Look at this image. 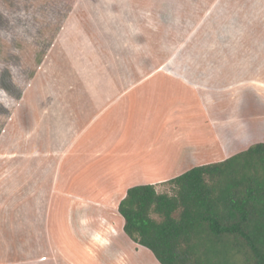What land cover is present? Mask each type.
I'll return each instance as SVG.
<instances>
[{
    "label": "crops",
    "instance_id": "1",
    "mask_svg": "<svg viewBox=\"0 0 264 264\" xmlns=\"http://www.w3.org/2000/svg\"><path fill=\"white\" fill-rule=\"evenodd\" d=\"M196 31L201 68L183 65L195 55L180 51ZM43 70L58 77L41 78L48 91L36 110L42 121L25 139L12 137L13 145H22L24 162L18 164L13 145L10 163L0 162V264H76L56 233L63 214L70 239L100 264H162L124 232L118 205L128 188L154 184L160 191L158 185L187 168L264 141V0H77ZM181 139L197 154L184 168L179 157L167 162L174 150L167 145ZM76 156L103 159L110 179L103 199L86 198L68 183L58 187L66 182L62 165L70 157L71 167ZM148 164L162 173L131 179ZM55 196L63 199L57 213ZM116 216L118 233L110 231ZM36 227L42 258L29 254L36 249ZM114 244L115 259L103 261Z\"/></svg>",
    "mask_w": 264,
    "mask_h": 264
},
{
    "label": "trees",
    "instance_id": "2",
    "mask_svg": "<svg viewBox=\"0 0 264 264\" xmlns=\"http://www.w3.org/2000/svg\"><path fill=\"white\" fill-rule=\"evenodd\" d=\"M166 183L128 188L124 232L162 264H264V141Z\"/></svg>",
    "mask_w": 264,
    "mask_h": 264
},
{
    "label": "rangeland",
    "instance_id": "3",
    "mask_svg": "<svg viewBox=\"0 0 264 264\" xmlns=\"http://www.w3.org/2000/svg\"><path fill=\"white\" fill-rule=\"evenodd\" d=\"M76 2L77 0H0V143L5 138L3 143L0 144V152L3 150L5 154L4 156H0V162L10 163V154L8 152L10 153V146L13 145L12 137L14 133L17 134L19 139L22 136L25 139L27 133L31 130L34 131L36 128L35 124L42 121V114L40 113V116H37L36 110L39 105L41 106V101L46 99L48 91L43 90V83H41L43 80L41 81V78H44V81H46L51 77L52 80V77L58 74L49 76L48 70L42 71V64L61 26L74 9ZM196 32L197 35H195L194 40L182 45L180 47L182 50L180 51L185 53L193 52L195 55L186 61L184 60L183 65L201 68L204 65L202 57L203 43L199 36L201 32ZM181 61L182 59L179 58L178 62L181 63ZM71 81L69 80V82ZM38 82L41 85L38 86ZM262 108L259 107V110H264ZM30 121H32L31 126ZM183 122V126H186L187 122ZM152 138H156L154 133H152ZM14 143H16V140ZM40 145L42 146V143ZM21 146L19 144L13 145L16 156L20 158L18 164L24 162L23 158H21L22 155L18 153ZM167 146L170 149H174L172 152L170 151L171 153L167 160L170 166L173 164L172 161L179 157V160L181 159L179 162L180 166L183 168L189 167L190 161L194 159L192 155H197L191 154V152L195 151L190 149L191 146H189V143L185 139H181L180 141L174 140L172 145L169 144ZM211 157L218 158L213 154ZM69 158L67 157L66 162L62 165L60 175L62 178H65L66 182L60 181L58 187L64 188L68 183V189L86 198L103 199L101 194L106 193V190H110L109 171L103 168V159L91 163L88 159L84 160L83 157L76 156L74 157V162H71V167H69L67 166ZM147 167L150 168L146 172H131V179L140 181L150 174L162 173V170L155 171L149 164ZM186 170L189 169L187 168ZM158 189L160 191L168 190L169 184L161 183L158 185ZM59 200L60 202L63 201V199H58L55 196L56 213L59 207ZM77 206L80 207L79 204ZM78 207H76V212L73 216L76 221H78L77 212H81ZM121 219L123 220L122 216ZM56 221V233L59 237H62L63 249L68 259L76 264L101 263L95 255L92 253L90 255L87 252L89 250L77 245L70 239L64 214L58 216ZM119 225H121L120 219L116 216L113 222H111L110 231L118 233V230L120 231ZM35 235L36 249L34 252H29V254L32 253L35 258H42V233L38 230V227L35 229ZM119 236L121 237L119 240L121 247L119 248L124 249L123 247H126L127 242L124 238L127 235L124 233V235L120 234ZM24 237L19 234V239L23 240L25 239ZM116 244L110 245V249L107 248L109 252L108 250L106 251L103 261L111 262L115 259V254L117 253L116 251L112 252V250L114 247H117ZM119 252L123 253L122 251ZM150 261L151 259L149 260L150 264H155Z\"/></svg>",
    "mask_w": 264,
    "mask_h": 264
}]
</instances>
